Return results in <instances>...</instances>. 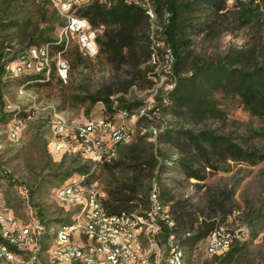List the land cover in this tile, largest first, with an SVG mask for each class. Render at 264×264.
Listing matches in <instances>:
<instances>
[{
    "label": "rangeland",
    "instance_id": "1",
    "mask_svg": "<svg viewBox=\"0 0 264 264\" xmlns=\"http://www.w3.org/2000/svg\"><path fill=\"white\" fill-rule=\"evenodd\" d=\"M187 1L193 3L191 10L181 8ZM174 2L180 7L178 25L185 31L181 38L191 41L179 47L183 64L174 68L175 58L170 62L166 57L172 50L163 34L169 24L164 7L144 33L150 39L153 57L140 67L142 74L130 88L109 97L111 103L103 97L107 90L119 87L115 83L125 79L124 69L116 71L100 54L73 66L74 42L62 55L70 67L65 82L54 71L48 78L34 74L11 78L5 68L0 76V192L17 218L27 216L20 187L27 188L35 211L42 210V216L51 220L59 216L51 189L73 167L69 158L58 167L63 155L51 154L52 122L58 117L84 122L103 115L108 105L124 107L127 123L132 125V137L125 147L139 145L145 159L151 153L156 157L155 149L159 151L152 177L147 174L140 180L138 191L148 195L156 185L178 237L194 236L198 229L209 228L216 221L244 229L246 236L238 245L241 250L231 262H223L222 256L205 264H264V115L252 113L236 92L222 86L206 85L199 104L179 107L165 99L184 78L192 77L201 61L231 62L233 68L247 70L259 66L264 61V0ZM246 8L252 11L249 19L241 16ZM51 11L50 5L37 0H0L2 22L17 21L22 26L0 30V65L12 62L49 27L48 34L56 39L61 19L45 22ZM29 19V28L18 29ZM51 49L54 63L56 51ZM247 53L251 56L246 65L235 58ZM98 95L101 99L93 101ZM17 124L19 136L14 139L9 132ZM178 131H187L195 140ZM163 133H168L170 140ZM146 134L147 138L138 142V137ZM228 143L249 157H235L236 150ZM123 151L124 147L116 149L112 160L122 161L119 166L110 162L108 169L100 164L89 175V187L102 200L107 198L106 184L112 173L117 179L133 174L132 163L121 156ZM186 167L200 178L190 176ZM139 197L145 199L143 194Z\"/></svg>",
    "mask_w": 264,
    "mask_h": 264
},
{
    "label": "built area",
    "instance_id": "2",
    "mask_svg": "<svg viewBox=\"0 0 264 264\" xmlns=\"http://www.w3.org/2000/svg\"><path fill=\"white\" fill-rule=\"evenodd\" d=\"M37 1H46L62 20L54 42L59 47L56 59L52 63L51 44L33 45L8 63L6 73L11 78L29 74L48 78L54 71L65 82L70 67L62 55L70 43L90 59L99 52L101 27H93L80 10L93 4L109 7L117 0ZM119 1L139 7L150 27L155 23L153 0ZM166 57L173 60L171 53ZM127 118L128 111L122 108L113 116L104 112L84 122L62 117L52 122L51 154L88 162L89 169L51 189L61 212L52 220L33 209L27 188H19L25 219L14 215L0 192V264H205L244 240V229L217 222L193 245L184 243L155 184L149 192V207L142 212L110 214L104 209L102 199L88 185L89 175L98 165L113 160L119 145L130 141L132 125ZM9 134L18 138L19 125H13Z\"/></svg>",
    "mask_w": 264,
    "mask_h": 264
},
{
    "label": "trees",
    "instance_id": "3",
    "mask_svg": "<svg viewBox=\"0 0 264 264\" xmlns=\"http://www.w3.org/2000/svg\"><path fill=\"white\" fill-rule=\"evenodd\" d=\"M12 1L18 2L20 0H10V2ZM39 2L46 5L48 4L46 1ZM154 3L155 10L158 14L162 13L161 9L164 7L165 11L169 13V24L166 26L163 34L170 42L172 50L171 56L172 59L175 58L174 68H177V66L183 64V58L179 55L178 51L179 47L184 44L188 46L191 42L190 39L181 38V36L185 35V31H182L181 27L178 25V8L180 7L175 5L174 0H165L164 2L155 0ZM183 4L184 5L181 8L191 10V5L193 3L187 1ZM251 12L250 8H246L242 10L241 16L245 19H249L252 15ZM80 14L83 17H86L93 27L103 28L97 40L99 46L98 55H103L104 61L114 66L116 71L121 68L124 69V74L126 76L125 79H119L115 83L117 86L119 85V87L117 89H109L105 92L103 100L104 102H110V96L114 93H119L122 90L126 91L132 86V84H134L135 79L139 78L142 74L140 67L152 58L150 39L148 35L144 34L149 30L150 23L139 7L127 5L119 0L115 1L109 7L100 4L86 6L80 10ZM48 19L49 20H46L45 22L50 21L53 23L61 18L56 10L52 8L51 18ZM188 26L192 27L193 25L189 24ZM17 27H22L17 21L3 23L0 19V30ZM29 27L30 19L23 24V28L18 29ZM51 30L52 27L45 29L38 35L37 41H32L30 43V46L49 43L53 46L52 48L55 51L59 50V47L54 44L55 40L48 34ZM142 40H146V43L145 41L142 43ZM249 54L250 53L241 54L235 58L244 62V65H246V62L250 61L251 55ZM14 58H16V55L13 59ZM86 58L87 57L83 56L76 48L75 51H73L72 56L73 66L83 64ZM8 63L0 65V76L5 73V68ZM229 63L231 62H227L226 64H216L212 61H201V64L195 69L193 75H191L192 77L184 78L173 91L166 94L165 99H169L170 102H174V104L179 107L188 106L189 104H199V98L200 96H203V91L206 85L210 87L222 86L225 89L236 92L241 97L245 108L249 109L252 113L264 115V61L259 66H254L250 70L233 68ZM100 99L101 97L98 95L93 98V101ZM162 109L164 110L166 108L162 107ZM117 110L118 108H113L111 105H108L105 113L109 116H113ZM177 134L188 137L190 136V138L194 140L196 137L192 136L187 131H178ZM147 136L148 134L138 137V142L146 139ZM163 137L167 140H170L171 138L168 133H163ZM192 142L194 141L192 140ZM228 145L236 150L237 154L235 157H238L241 160L245 157H249L242 149L236 147V145L231 143H228ZM125 146L127 145L122 144L119 145L118 148L124 147L121 156L124 161L126 160L132 163V165H129V168L133 167V174L131 177H126L124 175V179H117L115 176L113 177L112 173L111 178L106 184L108 188L106 191L107 198L102 200L104 209L110 214H118L121 212L134 213L135 210H137L136 212H142L149 207V193L147 195L146 191H138V182L147 174L146 177H152L151 173L155 167L156 160L159 159V151L155 149L156 157L151 153L149 157L145 159L140 154L142 151L139 150V145ZM67 158H69V162L73 168L64 175L63 179H60L62 180L61 182L73 174L83 173L89 169L88 162H83L82 160L68 157L67 155H63L58 167L63 166ZM167 159L169 158H166V160ZM110 162H112V160L109 162H103V167L110 169L112 167V165H109ZM121 162L122 161L120 160H114L112 163L119 166ZM186 171L190 176L200 178L188 167H186ZM142 194L145 199L139 197V195ZM38 213L39 216H42V210L38 211ZM175 219L177 220V217H175L174 220ZM217 222L218 221L215 223ZM215 223H213L211 227ZM211 227H205L204 229L200 228L194 236H189L182 240L186 244H192L194 241L203 238ZM190 228H193V224L190 225ZM240 250V246H234L225 254L223 262H231Z\"/></svg>",
    "mask_w": 264,
    "mask_h": 264
}]
</instances>
